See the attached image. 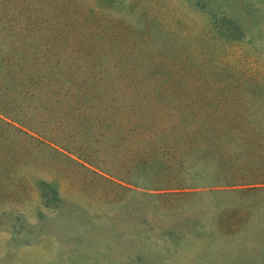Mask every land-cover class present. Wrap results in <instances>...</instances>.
<instances>
[{
  "label": "rangeland",
  "instance_id": "obj_1",
  "mask_svg": "<svg viewBox=\"0 0 264 264\" xmlns=\"http://www.w3.org/2000/svg\"><path fill=\"white\" fill-rule=\"evenodd\" d=\"M0 264H264V0H0Z\"/></svg>",
  "mask_w": 264,
  "mask_h": 264
}]
</instances>
